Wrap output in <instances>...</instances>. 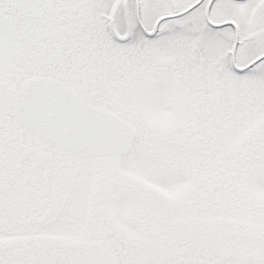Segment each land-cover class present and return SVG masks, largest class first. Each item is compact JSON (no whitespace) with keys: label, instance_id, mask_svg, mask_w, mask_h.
<instances>
[{"label":"snow or ice","instance_id":"1","mask_svg":"<svg viewBox=\"0 0 264 264\" xmlns=\"http://www.w3.org/2000/svg\"><path fill=\"white\" fill-rule=\"evenodd\" d=\"M0 264H264V0H0Z\"/></svg>","mask_w":264,"mask_h":264}]
</instances>
